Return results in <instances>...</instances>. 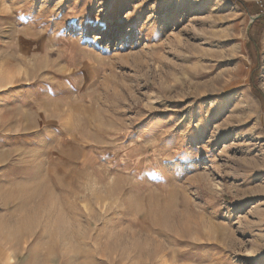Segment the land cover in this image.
<instances>
[{"label": "rangeland", "instance_id": "1", "mask_svg": "<svg viewBox=\"0 0 264 264\" xmlns=\"http://www.w3.org/2000/svg\"><path fill=\"white\" fill-rule=\"evenodd\" d=\"M238 1L0 0V264H264Z\"/></svg>", "mask_w": 264, "mask_h": 264}, {"label": "built area", "instance_id": "2", "mask_svg": "<svg viewBox=\"0 0 264 264\" xmlns=\"http://www.w3.org/2000/svg\"><path fill=\"white\" fill-rule=\"evenodd\" d=\"M255 4L261 10V12L264 14V0H256Z\"/></svg>", "mask_w": 264, "mask_h": 264}, {"label": "trees", "instance_id": "3", "mask_svg": "<svg viewBox=\"0 0 264 264\" xmlns=\"http://www.w3.org/2000/svg\"><path fill=\"white\" fill-rule=\"evenodd\" d=\"M234 1H236V2L239 3L240 5L244 6V3H243V2L238 1V0H234Z\"/></svg>", "mask_w": 264, "mask_h": 264}]
</instances>
